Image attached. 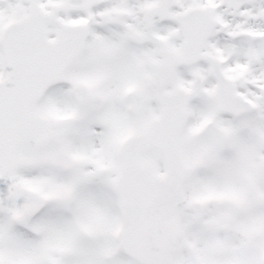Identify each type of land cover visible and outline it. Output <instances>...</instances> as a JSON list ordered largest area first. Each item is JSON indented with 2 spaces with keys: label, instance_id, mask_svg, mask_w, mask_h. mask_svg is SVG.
Returning a JSON list of instances; mask_svg holds the SVG:
<instances>
[{
  "label": "snow or ice",
  "instance_id": "6c2138e0",
  "mask_svg": "<svg viewBox=\"0 0 264 264\" xmlns=\"http://www.w3.org/2000/svg\"><path fill=\"white\" fill-rule=\"evenodd\" d=\"M0 264H264V0H0Z\"/></svg>",
  "mask_w": 264,
  "mask_h": 264
}]
</instances>
